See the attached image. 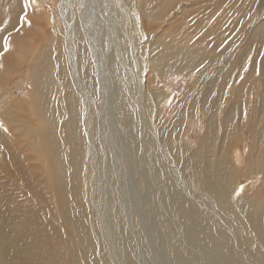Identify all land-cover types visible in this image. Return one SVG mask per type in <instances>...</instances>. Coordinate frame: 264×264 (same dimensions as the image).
Masks as SVG:
<instances>
[{
    "label": "bare ground",
    "instance_id": "1",
    "mask_svg": "<svg viewBox=\"0 0 264 264\" xmlns=\"http://www.w3.org/2000/svg\"><path fill=\"white\" fill-rule=\"evenodd\" d=\"M67 3L79 24L55 22L45 46L17 43L0 54V264H110L100 252L110 241L115 264H264V213L249 216L232 198L238 184L227 193L217 186V159L192 169L193 156L170 143L176 120L164 126L156 97L144 103L130 83L133 42L116 34L121 7ZM18 4L0 0V20L21 22ZM81 31L105 45L111 38L112 51H86ZM21 70L26 97L6 89L5 76ZM222 90H214L205 135L226 130L220 111L232 102ZM263 117L244 160L232 155L251 177L264 172ZM237 127L235 120L229 138Z\"/></svg>",
    "mask_w": 264,
    "mask_h": 264
},
{
    "label": "rangeland",
    "instance_id": "2",
    "mask_svg": "<svg viewBox=\"0 0 264 264\" xmlns=\"http://www.w3.org/2000/svg\"><path fill=\"white\" fill-rule=\"evenodd\" d=\"M18 1L23 20L9 21L6 17L0 20V54L8 53L9 47L17 43H22L23 48L29 43L45 46L55 22L61 26L79 24L78 11H73L72 19L69 17L67 0H33L34 6L30 9L22 8L24 0ZM115 1L121 7L116 13L125 15V20L119 18L116 24V34L118 37L125 34L133 42L130 83L144 103L156 97L152 109L165 121L164 126L176 120L174 126L177 124L178 128L172 130L171 146L184 151L185 156H193L192 169H197L203 161L217 159L219 167L215 176L221 178L217 186L227 193L238 184L232 198L237 195L241 198V204L249 209V216L264 213V172L251 177L254 171H247L246 165L232 161L236 150L244 160L242 153L251 148L249 137L259 132L264 113V0ZM236 7H242L239 9L242 13ZM30 21L40 32L32 31ZM72 27L69 31L74 34ZM80 34L86 51H112L111 38L105 45L95 33L90 38L85 32ZM91 37L92 43L88 46L86 40ZM125 38L121 41L126 45ZM71 39L75 43L73 35ZM67 49L73 51L77 60L74 47L69 44ZM23 70L10 74L9 79L5 76L6 89L19 97L21 93L22 97L27 96L25 90L18 91L24 85ZM219 85L223 86L220 97L232 104L220 111L221 126L226 125V130L214 137L205 135V123L208 114L215 113L211 103L219 97L214 93ZM237 109L241 111L239 117L233 115ZM235 120L237 139H232L229 137ZM244 144L248 145L245 150ZM177 157L175 154L176 161ZM108 244L100 250L102 258L115 264V249L111 241Z\"/></svg>",
    "mask_w": 264,
    "mask_h": 264
}]
</instances>
